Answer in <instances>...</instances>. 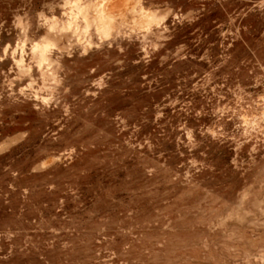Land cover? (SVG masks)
Listing matches in <instances>:
<instances>
[{
	"label": "rangeland",
	"instance_id": "1",
	"mask_svg": "<svg viewBox=\"0 0 264 264\" xmlns=\"http://www.w3.org/2000/svg\"><path fill=\"white\" fill-rule=\"evenodd\" d=\"M0 264H264V0H0Z\"/></svg>",
	"mask_w": 264,
	"mask_h": 264
}]
</instances>
